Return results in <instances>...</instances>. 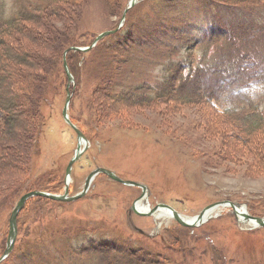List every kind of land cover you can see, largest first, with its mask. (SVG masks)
I'll return each instance as SVG.
<instances>
[{
  "label": "rangeland",
  "instance_id": "1",
  "mask_svg": "<svg viewBox=\"0 0 264 264\" xmlns=\"http://www.w3.org/2000/svg\"><path fill=\"white\" fill-rule=\"evenodd\" d=\"M28 1L0 0V15L10 17ZM60 1L72 12L70 25H64L67 15L51 16L59 31L45 27L38 36L29 32L13 40L15 53H30L11 61L13 83H1L0 106L12 94L10 88H31L27 83L34 78L26 70L41 67L40 56H55L51 48L56 46H51L64 43L66 36L90 45L81 51L92 52L78 59L72 81L67 77L63 83L59 65L51 69L60 82L47 85L50 102L40 106L45 123L38 141L29 145L22 112L9 122L7 129L12 130L0 134V256L19 198L34 186L55 188L54 193L65 190L67 167L79 145L76 130L63 116L69 92L71 120L87 137L71 167V195L80 193L87 175L101 166L145 183L151 209L168 203L194 218L205 206L230 200L264 217V133L259 124L249 123L260 130L251 133V145L245 144L242 134L248 126H232V114L218 115L198 104L162 103L169 94L154 96L163 82L169 81V88L173 81L172 93L210 90L223 109L264 106V0L246 7L221 0H136L133 5L132 0ZM45 19L43 26L49 21ZM117 27L93 49L101 32ZM22 42L32 48L21 47ZM181 60L188 65L184 73L191 71L189 82L178 79L183 76ZM5 61L0 59V71ZM169 63L175 64L173 70ZM24 153L25 165L20 162ZM141 194V187L99 173L77 200L34 196L19 212L14 249L0 264H127L137 260L127 253L117 255V247L128 243L143 247L144 253L169 254L172 264H264V226L240 220L231 205L218 206L206 221L191 227L173 214L158 219L131 210ZM99 242L115 246L93 248ZM182 249L185 256L179 253Z\"/></svg>",
  "mask_w": 264,
  "mask_h": 264
},
{
  "label": "trees",
  "instance_id": "2",
  "mask_svg": "<svg viewBox=\"0 0 264 264\" xmlns=\"http://www.w3.org/2000/svg\"><path fill=\"white\" fill-rule=\"evenodd\" d=\"M221 1L227 4H232L234 6H241V7H246L251 2L256 3L254 2L255 0H221ZM257 1L260 2L261 0H257ZM62 3L63 2H61L60 0L49 1L45 3H36L35 1L29 0L28 3H22L20 7L17 9V11H15L10 17H3V15H0V59H3V57L6 58V61L4 63V69H1L0 71V85L2 82H5V81L9 83L11 82L10 86L12 85L13 80H11L12 78L11 79L9 78V76L12 73L11 70L14 69V68H11L10 66L11 61H14L15 59L19 60L20 53L24 52L22 49L21 50L19 49V51L15 53V51L17 50L13 46V40L14 42H17L16 39L19 36L27 35V33L29 32L30 33L33 32L34 35L38 36L39 34L43 32V30L46 32L47 29L50 30V32L59 31L58 29L60 28L58 27L57 22H54L52 19H51L52 20L51 22L50 20L51 16L60 17V15H63V14L67 15V18L65 19L63 18L65 20L64 25L65 24L66 26L70 25L71 21H68V20L70 19L71 17L70 14L72 12H70V10L67 11L65 7L63 8ZM61 12L62 14H60ZM45 18H47L49 21L45 22L46 25L43 26L44 23L42 21H45L46 20ZM40 25L43 26L42 29L38 28ZM66 33L67 32L65 31L64 34L66 35ZM107 37L108 36L101 39L96 44L97 46L94 47L93 49L97 48L99 45H103ZM65 40L66 41L64 43L60 42L54 46H51V47L56 46L55 49L50 47L52 51L54 50L56 51L55 56L54 55H51L48 57L40 56L39 58L38 56L34 55L35 52H31L32 58L38 57L41 61L42 66L41 67L34 66L35 68H31V70L29 71L26 70L28 74L27 73L25 74H27L28 76H30L31 74L32 77L34 78V79L31 78V81L27 83L29 84L31 82V84H29V86L31 87L30 88L31 90L26 89L28 85H25V86L21 85L23 87H18L15 90H14V87L10 88V91L12 92V94H10V96L6 98L5 101L2 102L3 106H0V134L10 132L12 128L9 127L7 129L9 122L12 120V118H14L13 117L14 115L18 116V114H21L22 112V114H26L27 116L26 132L28 135V139H30V141L28 140L29 145L31 144L32 140L38 141L39 134L42 131L44 127V123H45L44 111L40 109V106L42 107L44 106V101L47 103L50 102L49 94H45V91L47 90V87H48L47 85L51 84L52 86L55 87L60 82L57 74L55 75L51 74V69L53 67H56V65H59L63 73V78H64L63 83H66V78L68 77V75H67V72L65 69V63H64L65 56H66V59L68 60V63H69V66L72 72H74L73 70L74 66L76 68L79 63L78 59H81V58L85 59V57H87L88 54L92 52L90 50L87 52H84L81 50H74V49H70L67 51L69 47L73 45H80V44L75 43V39L72 40V38L69 36H66ZM22 46L25 48H30V47L32 48V46H30L29 44L25 42H22L21 47ZM24 53H25L24 55H26V53H30V52H27V50H25ZM248 54H249L248 52H245L243 55H248ZM193 57L190 60H191L192 65L193 64L195 65V60L193 59ZM53 59H54V62H52ZM179 62H178V66L183 68L182 70L183 76L182 78H178V79L182 83L191 81L192 80L190 76L191 71H187V74L184 73V71L186 70V67L188 68L187 62L183 60H181L180 63ZM84 63L85 61H83L81 65L79 66L80 67L83 66ZM0 64H1L0 65L1 67L2 63L0 62ZM167 67L173 70V68L175 67V64L173 65L172 63H169ZM20 73H23V72H20ZM108 79L109 77L105 78L106 81ZM164 83L165 82H163L159 86L158 88L159 92L154 95L156 97L158 96L159 98H163L169 94L170 95L169 100L168 98L165 99L166 101L162 100L161 101L162 103L172 102L173 104H176L175 102H180L182 104L183 103L184 104H198L202 107H207V106L210 107V109L218 115L227 116V115L232 114L233 115L232 117L234 119V122L231 123L232 126L236 125L239 127V124L240 126L244 124L245 126H248L247 129H245L246 132L242 134L245 138L242 143H245V144H249V145L252 144V139L250 135L251 133H254L256 130L259 129V128H255V129L252 128L250 124L255 125L256 123H258L259 124L258 126H260V129H261L259 130L264 133V106H262L261 104H254L249 109L242 110V111H239L238 110L239 108L237 107L233 108L231 106L225 107L223 109V107H220L217 105L215 101V97L212 94V92H210V90H192L191 88L190 91L192 92L188 93L186 97L183 93L182 94L184 96L179 93V89L177 90L176 94L172 93V90L174 88L173 81H172L171 86H169V88H167L169 81H166L167 84L165 86H164ZM106 93L109 94V91H107ZM108 94L107 96H109ZM14 107L17 109H14ZM256 114L258 115L257 117H255ZM244 118H248L249 120H246ZM242 130L243 129H241L240 133L243 132ZM208 133L212 134L213 132L211 133L210 131ZM246 134H247V137H246ZM263 145L264 143H262L260 147H262ZM24 161H27V156L25 153L23 154L22 160L20 161L21 164H23ZM25 164L26 163H24V165ZM32 189H42V188L40 186H34L33 188H31V190ZM43 189H49L50 191H55V188H52V187H48V188L44 187ZM36 198H39V196H37ZM44 198L50 199L47 197H44ZM128 244L129 245H127V247L125 248H118L116 246L118 249L117 255L121 253H127L128 255H131V258L135 257V259L137 260V261H129L127 264H172L169 262V259H170L169 254H166L164 252H159V251L156 253H153L151 251H148V253L147 252L144 253L143 251L145 250L143 247H140L138 245H132L130 243ZM114 246H115L114 242L107 244V246L105 242H102V243L99 242L97 243V245L93 246V248H97L99 250H105L106 248L114 247ZM86 250L87 248L83 247L82 253L86 252ZM179 253H182L185 256V249L180 250ZM149 254L155 255V256H152L149 259Z\"/></svg>",
  "mask_w": 264,
  "mask_h": 264
},
{
  "label": "water",
  "instance_id": "3",
  "mask_svg": "<svg viewBox=\"0 0 264 264\" xmlns=\"http://www.w3.org/2000/svg\"><path fill=\"white\" fill-rule=\"evenodd\" d=\"M135 2H136V0H132L130 5H133ZM124 17H125V13L123 15V19H124ZM118 28L119 27H117L116 29H110V30H105V31L101 32L98 35V37L95 39V41H98L99 39H102L106 35H109L111 33L116 32L118 30ZM88 48H90V47H84V48L79 47V46H72L71 47V49H75V50H78V49L86 50ZM65 67H66L67 73L69 75V79H72V74L68 70V64H67L66 61H65ZM71 97H72V95L69 92L68 96H67L66 104H65L64 109H63V116H64L65 120H67L70 123V125L77 131L78 139H79V145H78V148L76 150L75 155L70 160L69 165L67 167V171H66L67 179H66V186H65L64 193H54V192H50V191L35 189V190H31V191H28V192L24 193L19 198V200L15 204V206H14V208L12 210V213L10 215V219H9V222H10L9 226L10 227H9V233H8L7 246L5 247V249L3 251V254L0 256V262L3 259H5L12 252V250L14 249V246H15V243H16V240H17V234H18V215H19V212L21 211V209L24 207L26 201L29 198H31V197L42 196V197H47V198L54 199V200H75V199H77L79 197H82L87 191L90 190L94 179L96 178V176L99 173H105L106 175L110 176L111 178H113V179H115V180H117L119 182H122L124 184L135 185V186L141 187L142 188V194H141V196L139 198L143 197L145 193L147 194V191H148L149 188H148V186L145 183H142V182H139V181H136V180H132V179H125V178L121 177L120 175H118L114 170L99 166V167H96L94 170H92L87 175L86 181H85V186H84V188H83V190H82V192L80 194H76V195H72V196L69 195V192H70V190H69V182H70V180L69 179H70V176H71V167H72L73 163L78 159V157L80 156L82 151L84 150L82 148V146H81L83 141H87V137L85 136V134L71 121V119L69 117V111L68 110H69V103L71 101ZM136 201L132 205L131 210L135 211L136 213H138L140 215H154L155 212L160 207H166V208H169V209H171L173 211L174 217L177 219L178 222H180L183 225L191 226V227H195L197 225L202 224L205 220H201V219L204 216V213H205L206 209L209 208V207H212L214 205L229 203L232 206L233 211H234L236 216L240 212V210H238V207H242L241 204H239L237 202H234V201H230V200L217 201V202H214V203H211V204L205 206L202 209V211L196 216L198 218V220H197L198 222L197 221H194V222L192 221L191 222L189 220H186L183 217L182 213H180L177 209H175L172 205H170L168 203H158L157 205H155L149 211H140V210H138L136 208ZM240 213L244 216V218L253 219V220L257 221V225L259 224L261 226H264V217L263 216L252 215V214H250V213H248L246 211H241ZM134 227L138 231H140L142 233H145V231L142 228H140L138 226H134Z\"/></svg>",
  "mask_w": 264,
  "mask_h": 264
},
{
  "label": "bare ground",
  "instance_id": "4",
  "mask_svg": "<svg viewBox=\"0 0 264 264\" xmlns=\"http://www.w3.org/2000/svg\"><path fill=\"white\" fill-rule=\"evenodd\" d=\"M97 38V37H96ZM95 38V39H96ZM100 40V39H99ZM97 42L98 41H93V45H96L97 44ZM91 44V45H92ZM73 46H79V47H82V48H84V47H91L90 45L89 46H82V45H73ZM72 47V46H71ZM71 47H69L68 49H67V51L68 50H70L71 49ZM89 49V48H88ZM75 50V49H74ZM78 50H83V49H78ZM87 50V49H86ZM66 51V52H67ZM65 61L67 62V64H68V70L71 72V74H72V79H69V75H68V73H67V75H68V80H70V81H72L73 79H74V75H73V73H72V70H71V68H70V66H69V63H68V60L65 58ZM65 63V62H64ZM65 69H66V67H65ZM66 72H67V70H66ZM69 84V83H68ZM69 87V86H68ZM71 99H72V97H71ZM69 111V110H68ZM69 117H70V114H69ZM70 119H71V117H70ZM72 121V120H71ZM80 129V128H79ZM81 130V129H80ZM82 131V130H81ZM77 132V131H76ZM83 143H84V141H83ZM82 143V144H83ZM70 190V189H69ZM82 192V191H81ZM80 192V193H81ZM88 192V191H87ZM87 192L82 196V197H84L86 194H87ZM80 193H77V194H80ZM147 194H148V191H147ZM147 194L145 193L144 194V196L143 197H141V198H139L137 201H136V208L138 209V210H140V211H149V210H151V204H150V202L148 201V199H147ZM69 195H71L70 194V192H69ZM74 195H76V194H74ZM72 196V195H71ZM82 197H79V198H82ZM32 198V197H31ZM79 198H77V199H79ZM30 199V198H29ZM28 199V200H29ZM77 199H75V200H77ZM27 200V201H28ZM27 201H26V203H27ZM61 201H73V200H61ZM26 203H25V205H26ZM25 205H24V207H25ZM221 205H230L229 203H227V204H217V205H214V206H212V207H209V208H207L206 209V211H205V213H204V216L202 217V219L201 220H207L212 214H214V212H215V210H216V208L218 207V206H221ZM242 207H238V210H240V212L241 211H246L247 212V207L245 206V205H241ZM23 207V208H24ZM23 208L21 209V211L23 210ZM240 208V209H239ZM238 213V218L239 219H241V220H245V218H244V216L241 214V213ZM163 214H169V215H172L173 214V211L171 210V209H169V208H166V207H160L156 212H155V214H154V216H156L158 219L163 215ZM174 215V214H173ZM183 215V214H182ZM207 215V216H206ZM183 217L186 219V220H189V221H197L198 220V218L197 217H194V218H192V217H187V216H185V215H183ZM248 222H251L252 224H257V221H255V220H253V219H249V220H247ZM198 222V221H197ZM10 255V254H9ZM8 255V256H9ZM7 256V257H8ZM6 257V258H7ZM5 258V259H6ZM5 259H3V260H5ZM2 260V261H3ZM1 261V262H2ZM0 262V263H1Z\"/></svg>",
  "mask_w": 264,
  "mask_h": 264
}]
</instances>
